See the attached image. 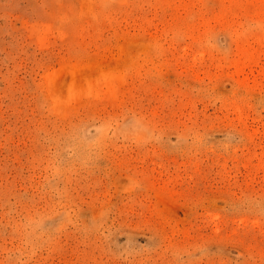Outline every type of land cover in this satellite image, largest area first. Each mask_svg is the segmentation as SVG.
<instances>
[{
  "label": "rangeland",
  "instance_id": "1",
  "mask_svg": "<svg viewBox=\"0 0 264 264\" xmlns=\"http://www.w3.org/2000/svg\"><path fill=\"white\" fill-rule=\"evenodd\" d=\"M0 264H264V0H0Z\"/></svg>",
  "mask_w": 264,
  "mask_h": 264
}]
</instances>
